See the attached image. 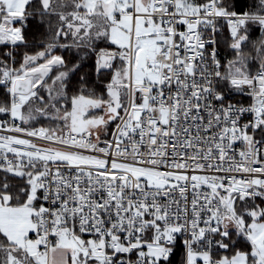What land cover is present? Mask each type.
I'll return each mask as SVG.
<instances>
[{
	"label": "snow or ice",
	"instance_id": "6c2138e0",
	"mask_svg": "<svg viewBox=\"0 0 264 264\" xmlns=\"http://www.w3.org/2000/svg\"><path fill=\"white\" fill-rule=\"evenodd\" d=\"M0 45V264H264V0H0Z\"/></svg>",
	"mask_w": 264,
	"mask_h": 264
},
{
	"label": "trees",
	"instance_id": "16d2710c",
	"mask_svg": "<svg viewBox=\"0 0 264 264\" xmlns=\"http://www.w3.org/2000/svg\"><path fill=\"white\" fill-rule=\"evenodd\" d=\"M65 3H70V0H64ZM235 2V0H234ZM241 4H244V3H249L250 0H240ZM225 30H226V27H225ZM31 36H33L34 38V42H36L37 44H39L40 41L44 40L47 36V29L44 28V27H41L39 31H34L33 33H30ZM225 35H226V32H225ZM225 35H221L220 36V40H221V50L222 52L224 53V56L225 58H228L230 59L231 57L228 55V50L224 47V41H225ZM256 36L258 37L259 36V33L257 32L256 33ZM3 51H7V49L4 48L3 45H0V52H3ZM23 50H21L22 52ZM61 52H64L65 50L64 49H61L60 50ZM71 52L68 53V56L67 58L68 59H71ZM18 59H19V56H18ZM94 62V59L93 58H90L89 60H87L85 63H87L88 65H91L92 63ZM86 70H89L90 71V68L89 69H86ZM78 79V78H77ZM92 81H93V85L92 86H96L99 84V81L96 79V77L93 75L92 76ZM100 87H103L102 84H99ZM3 94V90L0 89V95ZM246 102H247V98H246ZM3 173H0V178L3 177Z\"/></svg>",
	"mask_w": 264,
	"mask_h": 264
},
{
	"label": "built area",
	"instance_id": "2783aa9c",
	"mask_svg": "<svg viewBox=\"0 0 264 264\" xmlns=\"http://www.w3.org/2000/svg\"><path fill=\"white\" fill-rule=\"evenodd\" d=\"M226 27V26H225ZM0 173H2V172H0Z\"/></svg>",
	"mask_w": 264,
	"mask_h": 264
}]
</instances>
